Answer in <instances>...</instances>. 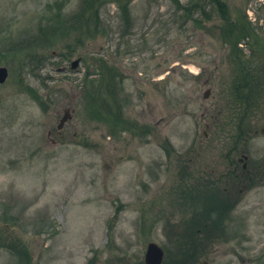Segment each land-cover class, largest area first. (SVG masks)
Masks as SVG:
<instances>
[{"label": "rangeland", "instance_id": "obj_1", "mask_svg": "<svg viewBox=\"0 0 264 264\" xmlns=\"http://www.w3.org/2000/svg\"><path fill=\"white\" fill-rule=\"evenodd\" d=\"M0 66V264H264V183L180 173L264 164V0H0Z\"/></svg>", "mask_w": 264, "mask_h": 264}, {"label": "flooded vegetation", "instance_id": "obj_2", "mask_svg": "<svg viewBox=\"0 0 264 264\" xmlns=\"http://www.w3.org/2000/svg\"><path fill=\"white\" fill-rule=\"evenodd\" d=\"M207 82V79L204 83ZM209 92V90H208ZM206 113H203L205 115ZM215 122V121H213ZM207 127V124H205ZM264 132V128L261 129ZM205 136L206 133H204ZM235 159H230L225 163L215 162L212 166L206 164H192L191 158L183 163L180 173L186 174V178H194L185 181L186 187L183 189L184 193L190 195V199H195L197 193H191L192 187L198 183L209 184L206 187L216 190L217 196L221 194L223 202L230 200H238L240 195L248 191V189L255 183V180L264 182L263 165H256L250 163L247 155L243 151H239V156ZM219 163V164H218ZM188 164V165H187ZM194 165V166H193ZM194 168V169H193ZM219 184V187H218ZM225 200V201H224Z\"/></svg>", "mask_w": 264, "mask_h": 264}, {"label": "water", "instance_id": "obj_3", "mask_svg": "<svg viewBox=\"0 0 264 264\" xmlns=\"http://www.w3.org/2000/svg\"><path fill=\"white\" fill-rule=\"evenodd\" d=\"M78 63V60H74L71 63L72 67H75ZM7 77V69L3 66H0V83L3 82ZM69 117L68 112H65L63 117L60 119L59 127L62 125L63 121ZM163 258V250L155 242H149L146 247L144 254V264H161ZM204 264H207L204 262Z\"/></svg>", "mask_w": 264, "mask_h": 264}, {"label": "trees", "instance_id": "obj_4", "mask_svg": "<svg viewBox=\"0 0 264 264\" xmlns=\"http://www.w3.org/2000/svg\"><path fill=\"white\" fill-rule=\"evenodd\" d=\"M216 3L218 4V7H220V9H221V7H222V3L219 1H216ZM184 243V242H183Z\"/></svg>", "mask_w": 264, "mask_h": 264}]
</instances>
